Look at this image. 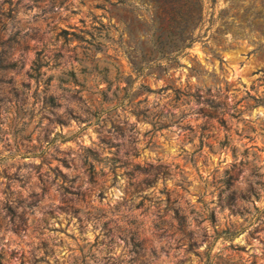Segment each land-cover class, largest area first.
Returning a JSON list of instances; mask_svg holds the SVG:
<instances>
[{"label":"rangeland","instance_id":"rangeland-1","mask_svg":"<svg viewBox=\"0 0 264 264\" xmlns=\"http://www.w3.org/2000/svg\"><path fill=\"white\" fill-rule=\"evenodd\" d=\"M202 1L165 35L154 0H0V264H264V10Z\"/></svg>","mask_w":264,"mask_h":264},{"label":"trees","instance_id":"trees-1","mask_svg":"<svg viewBox=\"0 0 264 264\" xmlns=\"http://www.w3.org/2000/svg\"><path fill=\"white\" fill-rule=\"evenodd\" d=\"M261 7L264 10V0H260ZM156 5V14L155 16L162 21L166 22L164 30L161 31L162 34L168 33L171 34L174 24L183 22L184 24H191L195 20L199 21L202 17V9H203V1L202 0H154ZM264 20V15L261 16ZM257 31L264 39V32L262 31V26H257ZM193 26L188 30V39L192 37ZM158 38V37H157ZM153 45L155 50L164 53H170L176 49L172 48H164L153 40ZM213 106H217V104H213L212 101L207 100Z\"/></svg>","mask_w":264,"mask_h":264}]
</instances>
